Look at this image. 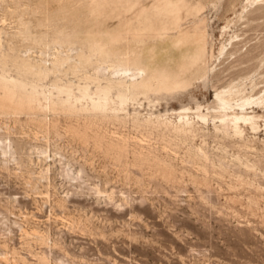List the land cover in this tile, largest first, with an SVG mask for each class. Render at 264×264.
<instances>
[{"label":"rangeland","instance_id":"1","mask_svg":"<svg viewBox=\"0 0 264 264\" xmlns=\"http://www.w3.org/2000/svg\"><path fill=\"white\" fill-rule=\"evenodd\" d=\"M38 1L21 2L19 9L27 12ZM193 2L201 4L197 19H205L209 35L206 66L223 68L222 78L138 97L137 104L128 105L129 113L164 114L196 105L211 109L214 89L246 66L254 72L253 86L243 79V94H262L264 51L241 66H227L235 55L264 42V15L249 24L247 17L239 18L243 7L253 9L248 0ZM12 5L0 0V27L7 32L16 26L8 13ZM23 17L26 22L33 16ZM191 23L187 19L183 26ZM231 38L242 48L220 64L217 49ZM13 44L25 49L21 40ZM26 47L32 56L38 54V48ZM57 77L77 83L80 75ZM246 108L259 116V128L238 138L215 133L211 125L177 139L163 129L134 128L126 119L94 120L97 134L135 139L137 147L158 157L146 163L134 162L128 152L119 160L102 142L94 147L76 136L73 128L83 131L82 117L46 112V122L54 121L47 130L24 116L16 121L0 115V136L15 141L19 160L3 167L0 155V254L29 264H264V106ZM42 150L53 154L46 162ZM47 164L50 171L42 176Z\"/></svg>","mask_w":264,"mask_h":264},{"label":"bare ground","instance_id":"2","mask_svg":"<svg viewBox=\"0 0 264 264\" xmlns=\"http://www.w3.org/2000/svg\"><path fill=\"white\" fill-rule=\"evenodd\" d=\"M25 1L30 0H9L13 9L8 13L16 22L14 31L7 32L0 27V115L16 121L24 116L29 122L35 121L41 129L48 124L54 125V121L46 122L49 118L46 112L52 116L82 117L83 131L73 128L76 136L90 141L94 147L102 142L105 151L114 153L119 160L128 152L134 162L143 163L156 161L158 157L143 146L137 147L135 139L97 134L92 127L94 120L119 122L126 119L134 128L163 129L177 139L203 131L208 125L215 133L237 138L247 129L255 132L259 128V116L252 109L248 111L246 106H264V89L262 94H243V79L250 81L251 89L253 86L251 66L227 74L228 84L214 89L211 109L203 111L196 105L164 114L150 112L146 116L135 109L131 113L127 110L128 105L137 104L138 97L147 98L150 93H177L194 82H217L222 78L223 68L214 71L206 66L211 57L208 54L209 35L205 19H197L201 11L199 2L40 0L26 12L19 9ZM248 2L253 4V9L246 11V6L243 7L238 17H247L249 24L264 15V0ZM25 13L33 16L31 22L23 21ZM187 19H192V23L183 26ZM14 40L24 42L25 49L13 46ZM25 43L38 48V54L32 56V50ZM238 43L232 38L226 44L220 43L215 57L221 56L220 64L240 52L242 47ZM258 50L264 51V42L246 49L242 55H235L227 68L248 63ZM65 72L80 75L78 82L57 77ZM50 75L53 79L46 82ZM1 136L3 167L10 161L18 164L15 141ZM44 152L42 156L46 162L53 154L47 156ZM48 168L47 164L42 176L50 171ZM100 192L99 188L95 189L97 195ZM0 259L2 264H29L24 258L8 260L7 252L1 253Z\"/></svg>","mask_w":264,"mask_h":264}]
</instances>
